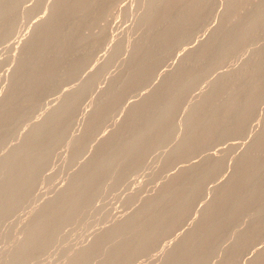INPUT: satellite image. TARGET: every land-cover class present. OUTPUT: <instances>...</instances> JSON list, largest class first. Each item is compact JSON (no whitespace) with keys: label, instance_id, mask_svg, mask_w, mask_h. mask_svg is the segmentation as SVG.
<instances>
[{"label":"rangeland","instance_id":"374dc122","mask_svg":"<svg viewBox=\"0 0 264 264\" xmlns=\"http://www.w3.org/2000/svg\"><path fill=\"white\" fill-rule=\"evenodd\" d=\"M174 1L0 9V175L15 171L0 195L49 165L14 199L30 206L0 209V264H264V28L246 34L264 0ZM179 15L195 17L168 28ZM230 35L240 39L220 51Z\"/></svg>","mask_w":264,"mask_h":264},{"label":"bare ground","instance_id":"6f19581e","mask_svg":"<svg viewBox=\"0 0 264 264\" xmlns=\"http://www.w3.org/2000/svg\"><path fill=\"white\" fill-rule=\"evenodd\" d=\"M23 1H25V0H14V2H11V1H6L5 3H3V4H1L0 3V9L1 8H4V7H6V6H4V5H10V3H11V5H15L17 2H19V3H21V2H23ZM148 1V4H146L147 6H146V10L148 11L149 9H150V5H151V3L153 2V1H157V0H147ZM174 1V0H173ZM180 1V0H179ZM190 1H193V0H190ZM189 1V2H190ZM174 2H176V1H174ZM186 2V1H185ZM184 2V3H185ZM188 2V1H187ZM186 2V3H187ZM193 2H195V0L193 1ZM13 3V4H12ZM18 3V4H19ZM183 3V2H182ZM190 3H192V2H190ZM53 8H54V11H55V13H57V14H59V13H62L63 11H65L63 8L65 7V5H54V6H52ZM152 7V6H151ZM144 9V8H143ZM144 9V10H145ZM143 10V11H144ZM128 14V13H127ZM46 14H44V15H42L41 16V18H38V20L35 22V23H29V25H28V31L29 30H32L33 28H35V29H42L44 26H45V24H46V21H45V19L43 18L44 16H45ZM132 17V16H131ZM134 17V16H133ZM195 17V16H194ZM194 17H192V15H179L176 19H174L173 21H171L170 22V24L167 26L168 28H171V29H174V28H178L181 24H183L184 22H186V20L187 19H189V20H191V19H194ZM133 24H134V22H133ZM160 24V23H159ZM159 24H157V25H159ZM262 24H264V23H262ZM260 25L256 20L255 21H253L249 26H248V30H247V32H246V34L247 35H254L255 33H256V31L260 28V29H262V27L264 28V25ZM136 25V24H135ZM22 26H25V25H22V23L19 25V24H17L16 25V29L12 32V34H10V35H8L9 37H11V36H13V37H17V36H19L17 33H19L21 30H23V28L20 30V28L22 27ZM26 27V26H25ZM218 27H220V25H218V26H214V30H216ZM55 31V30H54ZM54 31L52 30L51 31V34H53L54 33ZM20 34V33H19ZM21 34H23V33H21ZM14 35H17V36H14ZM238 35V34H237ZM237 35H230L231 37H227L226 39H225V41H223L222 42V44L220 45V51H225L233 42H236L237 40H239L240 39V36H237ZM5 37H7V36H5ZM199 40V39H198ZM33 41H34V39L32 38V39H29V40H27L26 41V44H32L33 43ZM185 41H186V39H184V40H182V44H185ZM181 44V45H182ZM256 45V44H255ZM25 46V45H24ZM46 46V45H45ZM45 46H43V47H45ZM184 46V45H183ZM17 47V46H16ZM212 47V44H209L208 45V48H211ZM135 48V47H134ZM134 48H133V50H134ZM251 48V47H250ZM257 48V47H256ZM137 49V48H136ZM248 49V48H247ZM124 50V49H123ZM131 50V49H130ZM118 51H120V50H118ZM142 51V50H141ZM251 51V50H250ZM254 51V50H253ZM131 52H133V51H131ZM119 53V52H118ZM121 53H122V51H121ZM124 53V52H123ZM136 53V51H134L132 54H135ZM141 53V52H140ZM252 53V52H251ZM118 55H121L120 53L118 54ZM128 55V54H127ZM131 55V53L129 54V56ZM136 55V54H135ZM135 55H133V56H135ZM247 54L245 53V56H246ZM248 55H250L249 54V51H248ZM118 57V56H117ZM121 57V56H120ZM15 62V61H14ZM118 62V61H117ZM18 63V62H17ZM110 63V62H109ZM112 63V62H111ZM114 63V62H113ZM250 110H245V112H249ZM41 112V111H40ZM43 113H44V111H43ZM49 113V110H47L46 111V115ZM168 113V112H167ZM52 115H53V117L54 118H60L61 117V115H62V110H53L52 111ZM34 116H32V118H33ZM104 117H106V116H104ZM102 119V118H101ZM191 123H192V115L189 117V118H187V119H185V122H184V126H185V128H189V127H191ZM17 126H19V125H16L15 127L17 128ZM21 126V125H20ZM13 128V132H15L14 133V135H15V137H21V136H26V135H28V132H27V130L25 131V132H23L22 130L21 131H19L18 129L15 131V129L16 128ZM22 127V126H21ZM20 127V128H21ZM44 124H40L39 126H37L36 127V130H34V133H33V135H32V137H35L36 136V134H38V133H41L42 131H43V129H44ZM23 128V127H22ZM21 128V129H22ZM41 131V132H40ZM255 130H252L251 128L249 129V131L247 132L248 134L249 133H252V132H254ZM59 131L57 130V129H53L50 133H49V135L50 136H53V135H56L57 133H58ZM13 135V133H12V136H14ZM11 136V137H12ZM10 137V138H11ZM15 137H12V138H15ZM10 138H8V140H10ZM2 142H4V141H1V144L0 145H2ZM5 142H6V140H5ZM5 142H4V144H5ZM8 142V141H7ZM6 142V143H7ZM75 142H72L70 145H73ZM67 147H69L68 146V144L66 145ZM155 147V146H154ZM157 147V146H156ZM154 149V148H153ZM55 150H58V147L57 146H49V147H46V148H44L43 150L42 149H39V148H30V149H25V150H22V151H19V152H16V151H12V152H10V154L11 155H13V156H15V159H16V161L17 162H20V161H24V160H26V159H28V158H30V157H33V156H35V155H37V154H41V155H48V154H50V153H52V151H55ZM155 150V149H154ZM5 155H9V153H7V154H5ZM65 161V160H64ZM63 161V162H64ZM62 162V163H63ZM75 161L74 160H66V164H68V165H70V166H73V165H71L72 163H74ZM61 163V165H62V167H63V164ZM79 163V162H78ZM101 163V162H100ZM99 163V164H100ZM65 164V165H66ZM98 163L94 166V167H98V165H99ZM46 165H48L47 164V162L46 163H43V164H40V165H34V166H31L28 170H25V171H23V172H21L20 174H19V180L17 181V184H16V186L13 188V190L12 191H10V193H8L7 195H0V209H6V207L9 209V211H10V213L13 215L15 212L17 213V211H19L20 212V209H23V210H25L24 208H25V205L23 206L22 204H18L14 199H16V198H18L17 196H19L20 194H23V193H27V192H29V191H31V190H33L38 184L35 182V179L34 178H32V177H30V174H34V173H36L37 171H39L41 168H45L46 167ZM49 166V165H48ZM48 166L46 167V168H48ZM60 166V165H59ZM78 166V165H77ZM79 166H82V167H85V164H83L82 165V163H80L79 164ZM66 167H68L67 165H66ZM2 174L0 175V186H2V184H5L6 183V181H7V179H6V177H11V176H13L14 174H15V171H12V170H8V171H2L1 172ZM174 173V176L176 175V173L175 172H173ZM262 173H264V169L262 170ZM112 174V171H110V173L109 174H107V175H111ZM78 181H81V180H78V179H76V181H72L70 184H73V185H79V183L80 182H78ZM49 182V181H48ZM24 183H28L29 185H28V187H24ZM69 184V185H70ZM72 185V186H73ZM104 186H107V184H103ZM62 189H64V187H62V188H60V190L59 191H61ZM213 194H214V192H212ZM84 194H85V192H84ZM38 201V200H37ZM44 201V200H43ZM41 202L40 204H37V205H34V206H32V207H30L31 209L32 208H34V207H37V206H40V205H46V203H48V202H50V201H47V199L44 201V202ZM34 202V201H33ZM28 203V202H27ZM30 203V202H29ZM37 203V202H36ZM33 204V203H32ZM20 205H22V207L20 206ZM26 206H30V205H26ZM72 206H73V203H72ZM27 209L29 210V207H27ZM82 209L83 208H81V207H79V208H73V209H71L70 210V214H73V213H79V212H81L82 211ZM22 210V211H23ZM79 210H81V211H79ZM99 210V208L98 209H96L95 211L97 212ZM26 212H27V210H26ZM21 214V213H20ZM22 214H24V213H22ZM17 215V214H16ZM19 215V214H18ZM2 229H6V226H4V227H2Z\"/></svg>","mask_w":264,"mask_h":264}]
</instances>
